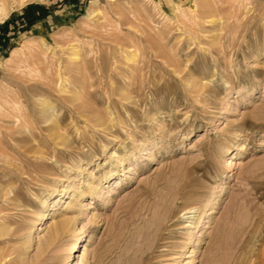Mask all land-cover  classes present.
<instances>
[{
    "label": "rangeland",
    "instance_id": "374dc122",
    "mask_svg": "<svg viewBox=\"0 0 264 264\" xmlns=\"http://www.w3.org/2000/svg\"><path fill=\"white\" fill-rule=\"evenodd\" d=\"M0 5V264H264V0Z\"/></svg>",
    "mask_w": 264,
    "mask_h": 264
},
{
    "label": "bare ground",
    "instance_id": "6f19581e",
    "mask_svg": "<svg viewBox=\"0 0 264 264\" xmlns=\"http://www.w3.org/2000/svg\"><path fill=\"white\" fill-rule=\"evenodd\" d=\"M3 2V1H2ZM0 6H2V5H0ZM91 13L92 12H89V13H87V16H91ZM94 15V14H93ZM75 58H78V57H76V53L75 52H73V54L71 55V57H70V59H75ZM131 59H133V58H135V54L134 53H132L131 54V57H130ZM206 81H204V83H205ZM7 102V101H6ZM12 103V102H11ZM20 105V104H19ZM5 107V106H4ZM0 108H1V106H0ZM10 108V107H9ZM16 108H19L18 107V105L16 106ZM17 112V111H16ZM20 113V112H19ZM119 163H122V160H119ZM111 173H112V171H111ZM112 175V174H111ZM107 176H108V174H107ZM102 181H103V179H102ZM104 185H103V183H101V180H99L96 184H94L91 188H90V194H92V195H94V197H97L98 195H100L102 192H103V190H104ZM80 188L78 187V189H77V191L79 190ZM76 191V192H77ZM72 195H70V196H72L71 198L73 199V198H75L76 199V201L78 200V197L76 196V195H74V193H71ZM78 195V194H77ZM91 196V195H90ZM58 197V196H57ZM56 197V201H58V202H60V200H61V198H57ZM57 202V203H58ZM65 202V201H64ZM59 204V203H58ZM74 219V218H73ZM75 221V220H74ZM68 222H70V220L68 219V220H64V222H62V224H61V229L63 230V227H67L66 225L68 224ZM56 223V222H55ZM54 223V225L52 226V230H51V235H50V238H51V240H52V238H54L56 235H57V233H58V231H59V228L60 227H58V225L57 224H55ZM72 224V223H71ZM77 255V254H76ZM256 262V261H255ZM257 263V262H256ZM68 264H70V263H68Z\"/></svg>",
    "mask_w": 264,
    "mask_h": 264
}]
</instances>
